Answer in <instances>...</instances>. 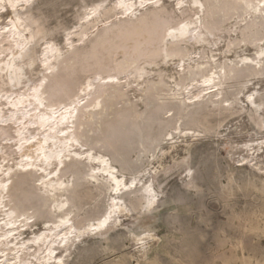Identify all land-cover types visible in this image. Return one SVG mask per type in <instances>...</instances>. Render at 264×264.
<instances>
[{
	"label": "bare ground",
	"instance_id": "1",
	"mask_svg": "<svg viewBox=\"0 0 264 264\" xmlns=\"http://www.w3.org/2000/svg\"><path fill=\"white\" fill-rule=\"evenodd\" d=\"M42 1L0 0V264H264V0H99L37 53ZM237 117L262 136L223 137Z\"/></svg>",
	"mask_w": 264,
	"mask_h": 264
},
{
	"label": "rangeland",
	"instance_id": "2",
	"mask_svg": "<svg viewBox=\"0 0 264 264\" xmlns=\"http://www.w3.org/2000/svg\"><path fill=\"white\" fill-rule=\"evenodd\" d=\"M98 1L99 0H43L40 3L39 7L34 9V11L32 13V14H34V16L36 15L35 17L39 16L41 18L40 22H41V26L43 28L42 32L36 38L37 53H39V51L41 50L42 44L45 42L44 39H46V38L57 41L64 48V39L68 36V34L70 32L77 31V29L79 27L76 25L80 21H83V19H84V18L81 19V17L84 16L87 9L88 10L90 9L89 7L91 5H93L94 3L98 2ZM101 1H103V0H101ZM109 1H111V0H109ZM138 1L139 0H137V1L134 0L133 3L138 2ZM6 9L7 8L3 9L0 12V15H2L0 23L6 24L7 20L9 19L6 15ZM127 13H131V12L128 11ZM125 15H126V13H125ZM234 20L235 21L237 20V16H233L231 18V20L229 21V24H232V22ZM99 26L101 28L102 24H100ZM222 35L224 36L225 34H222ZM65 42H66V40H65ZM220 42H222V44H224L226 42V39L223 37L220 39ZM261 43H264V40L261 41ZM255 51H256L255 47L252 45H248V46L243 45L241 47V49L238 50V52L242 55L243 54L253 55V54H255ZM155 56L156 57L154 59H147V58L143 59L142 61H140L138 66H137V64H134L132 67L126 68L125 70H123V72L130 73V72H134L136 69L143 68V67H145L148 71H153L152 69L156 68L157 65L162 64V62L165 58V54L163 52H160L159 54H157ZM44 68H45V66L42 67V65L40 63H36V65L34 66V68L32 70H28L29 78L32 81L39 80V78L42 76ZM108 72H114V71L109 70ZM120 72H122V71H120ZM87 75L88 74H86V76H84L82 81H85L86 77H88L90 74L88 76ZM119 76L123 77L124 75H119ZM99 78H100L99 75L95 76V80H100L101 78L100 79ZM108 79L109 78H106L105 80L111 81V79L110 80H108ZM115 80L117 81V79H115ZM28 84L30 86V82L20 85V87H18L19 90L29 91ZM249 87L252 89L264 90V76L253 79L252 82L249 84ZM9 88L12 89L11 87H9ZM76 91H78L77 88L72 89V93H75ZM80 93L82 94V92H80ZM75 100H78V97H76ZM37 104H39V103H37ZM39 106H41V105H39ZM22 111L24 113H22ZM25 111H26L25 109H22V110L17 112L18 113L17 115H19V113L21 115V113H22V116H21L22 122L18 123L20 125L23 122H25V120L30 118L28 113H26L27 111L26 112ZM24 116H28V118L26 117V119H24V121H23V118H25ZM29 126L31 127L30 131H33V133H30V131L26 132V130H29L28 129ZM28 127L24 132V134H26V135L23 134L24 135L23 136V135H21L22 133L20 135H18V136H21L19 138L26 137L27 140L22 139V142L24 141L25 144L27 142L26 145L30 144V142L34 143V141H37V139L39 137H45L46 135H50V133L54 134L56 132L55 131L56 129L50 130L48 127L47 128L46 127H40L39 128L35 124H32V125L28 124ZM36 127L39 128V130L35 129ZM223 129H224V132L222 134L223 137H229L232 140L240 142V143L247 142L252 138H258V137L262 136V135H257L256 129L253 128L250 121H248L247 118H242V117H237V118L233 119ZM45 131H47V132H45ZM28 133H30V134L28 135ZM15 136H17V135H15ZM11 142L14 145L16 143L14 140H12ZM22 142L21 143L19 142V144H22ZM49 142H47V145L48 144H50V145L54 144L53 141H49ZM54 142L56 143V141H54ZM15 147H16V150L18 149V151L20 152L19 147L18 146H15ZM11 150L12 149H9V151H11ZM0 154H1V150H0ZM174 155H175V159L172 158L171 156H168L164 160L165 168L167 171H169L168 176H169L170 184L166 187H161L159 184V181H157V183H158L157 190L159 191V193H161L160 194L161 197H166V195L169 193L171 185L173 183H176V182H181L182 178L185 176V173H182L185 166L181 162V158L186 155L185 152L180 151L179 155H177L176 153H174ZM24 160H26V158H24ZM156 166H158V164H156ZM209 200H210L209 204L211 206V199H209ZM212 204H216V205H213L214 207H216V209L219 207V204L217 202H213ZM161 212H162V210L157 212L153 217H148L146 224L147 223H153L155 221H159V217L161 215ZM122 222L127 223L128 226H130L135 231H138L140 229L139 224L136 222V220L132 219L131 217H129L127 219L126 218L123 219ZM142 223H144V221H142ZM40 226H42L41 223H40ZM160 231H161L160 232L161 236L165 235L167 232L164 227H161Z\"/></svg>",
	"mask_w": 264,
	"mask_h": 264
}]
</instances>
